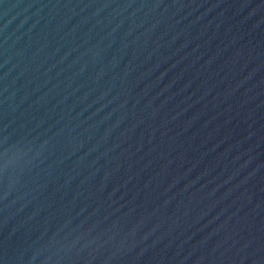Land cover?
I'll return each instance as SVG.
<instances>
[{"label":"water","instance_id":"95a60500","mask_svg":"<svg viewBox=\"0 0 264 264\" xmlns=\"http://www.w3.org/2000/svg\"><path fill=\"white\" fill-rule=\"evenodd\" d=\"M0 264H264V0H0Z\"/></svg>","mask_w":264,"mask_h":264}]
</instances>
